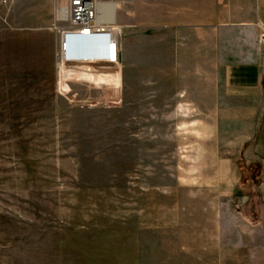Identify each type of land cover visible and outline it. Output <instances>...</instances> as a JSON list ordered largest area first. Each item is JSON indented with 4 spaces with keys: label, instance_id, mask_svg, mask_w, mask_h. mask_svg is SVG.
Here are the masks:
<instances>
[{
    "label": "rangeland",
    "instance_id": "obj_1",
    "mask_svg": "<svg viewBox=\"0 0 264 264\" xmlns=\"http://www.w3.org/2000/svg\"><path fill=\"white\" fill-rule=\"evenodd\" d=\"M66 4L0 1V264H264L258 166L178 90L58 66Z\"/></svg>",
    "mask_w": 264,
    "mask_h": 264
},
{
    "label": "crops",
    "instance_id": "obj_2",
    "mask_svg": "<svg viewBox=\"0 0 264 264\" xmlns=\"http://www.w3.org/2000/svg\"><path fill=\"white\" fill-rule=\"evenodd\" d=\"M118 1L122 86L178 90L179 109L202 112L259 167L249 183L264 202V0Z\"/></svg>",
    "mask_w": 264,
    "mask_h": 264
},
{
    "label": "built area",
    "instance_id": "obj_3",
    "mask_svg": "<svg viewBox=\"0 0 264 264\" xmlns=\"http://www.w3.org/2000/svg\"><path fill=\"white\" fill-rule=\"evenodd\" d=\"M3 3L10 0H0ZM98 0H67L65 7L66 19L69 31L64 35L87 38L96 35L107 37L105 45V57L103 60L109 63H118L120 50L116 41V35H113L111 27L105 22H98L99 16L96 3ZM259 41L264 43V31L259 36ZM61 53L66 51V43L61 45ZM61 55L63 58L64 56ZM60 60V58H59ZM58 60V62H59Z\"/></svg>",
    "mask_w": 264,
    "mask_h": 264
},
{
    "label": "bare ground",
    "instance_id": "obj_4",
    "mask_svg": "<svg viewBox=\"0 0 264 264\" xmlns=\"http://www.w3.org/2000/svg\"><path fill=\"white\" fill-rule=\"evenodd\" d=\"M97 6V11H98V22H105L106 24H114L115 21V12L117 9V4L115 3H109V4H105V3H101V2H97L96 3ZM59 17L61 18V20H65L66 19V13H65V8H62L59 12ZM111 31L113 33V35H116L117 31L114 28H111ZM74 62V63H82L85 64L88 68V72L90 74H111L112 70L111 68L114 67L117 63H109L103 59H89V60H85V59H76V60H65L64 58L60 57V60L58 62V66H60L61 64L67 63V62Z\"/></svg>",
    "mask_w": 264,
    "mask_h": 264
},
{
    "label": "trees",
    "instance_id": "obj_5",
    "mask_svg": "<svg viewBox=\"0 0 264 264\" xmlns=\"http://www.w3.org/2000/svg\"><path fill=\"white\" fill-rule=\"evenodd\" d=\"M107 37L96 35L87 38L68 36L66 38V59L96 58L103 59L101 54ZM256 170H259L257 167Z\"/></svg>",
    "mask_w": 264,
    "mask_h": 264
}]
</instances>
